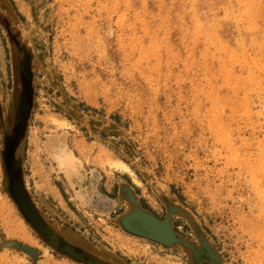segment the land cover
Returning a JSON list of instances; mask_svg holds the SVG:
<instances>
[{"label": "rangeland", "instance_id": "obj_1", "mask_svg": "<svg viewBox=\"0 0 264 264\" xmlns=\"http://www.w3.org/2000/svg\"><path fill=\"white\" fill-rule=\"evenodd\" d=\"M19 173L45 222L101 261L212 264L194 262L202 239L181 215L191 248L124 231L126 182L159 219L163 194L191 214L222 264H264V0H0V264H84L29 224Z\"/></svg>", "mask_w": 264, "mask_h": 264}, {"label": "water", "instance_id": "obj_2", "mask_svg": "<svg viewBox=\"0 0 264 264\" xmlns=\"http://www.w3.org/2000/svg\"><path fill=\"white\" fill-rule=\"evenodd\" d=\"M25 85L28 93V100L31 101V83L26 82ZM10 151L12 157L13 147H10ZM11 192L20 211L23 213L29 224L41 235L42 239L49 243L52 248L79 263L111 264L101 261L96 257L77 249L65 239L61 238L56 231L45 222L35 207L25 188V184L20 173L16 174L12 178ZM119 194L120 200L127 201L131 206V210L119 219V224L124 231L133 236L147 239L164 247H171L175 244H183L186 247H190L186 241L177 236L172 224L173 216L181 215L193 224L195 230L202 239L201 249L194 250L193 252L194 262H199L197 256L200 252H204V254L209 257V261L212 264H222L221 256L209 247L205 236L199 230L191 214H189L181 206L174 203L170 197L165 194L162 195L167 213L165 219H159L139 204L135 193L126 182L121 183Z\"/></svg>", "mask_w": 264, "mask_h": 264}, {"label": "bare ground", "instance_id": "obj_3", "mask_svg": "<svg viewBox=\"0 0 264 264\" xmlns=\"http://www.w3.org/2000/svg\"><path fill=\"white\" fill-rule=\"evenodd\" d=\"M54 159L59 167V169L65 173V175L67 176L68 179H70L71 181L75 178H77L78 180H82V174L80 173V171H78L77 169V161H75L74 156L72 155V153L67 150L66 148H64L62 145H60V143H58L54 148ZM115 167L125 171L126 173L129 174V176H131L132 181L138 186H142V182L136 177L135 173L131 170V168L123 163V162H118L115 164ZM78 195L81 198H85V191L82 187H80V190H77ZM21 233H23L24 236L23 239L31 244L37 245L36 240H34L31 235L28 233L27 229L23 226Z\"/></svg>", "mask_w": 264, "mask_h": 264}, {"label": "flooded vegetation", "instance_id": "obj_4", "mask_svg": "<svg viewBox=\"0 0 264 264\" xmlns=\"http://www.w3.org/2000/svg\"><path fill=\"white\" fill-rule=\"evenodd\" d=\"M14 177V176H13ZM201 257H204V258H206L205 256H201Z\"/></svg>", "mask_w": 264, "mask_h": 264}]
</instances>
